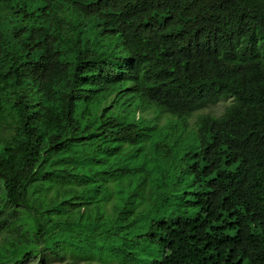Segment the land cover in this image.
Wrapping results in <instances>:
<instances>
[{"label": "trees", "instance_id": "trees-1", "mask_svg": "<svg viewBox=\"0 0 264 264\" xmlns=\"http://www.w3.org/2000/svg\"><path fill=\"white\" fill-rule=\"evenodd\" d=\"M0 190V264H264V0H0Z\"/></svg>", "mask_w": 264, "mask_h": 264}, {"label": "rangeland", "instance_id": "rangeland-1", "mask_svg": "<svg viewBox=\"0 0 264 264\" xmlns=\"http://www.w3.org/2000/svg\"><path fill=\"white\" fill-rule=\"evenodd\" d=\"M231 103V100L228 101H222L216 106H211L210 108L204 110L201 113L194 114L192 118L187 119L185 122H182L179 124L177 129L174 131V136H171L172 138H168V142L166 145H164L161 150L157 153L153 149L149 152L148 156L146 155V152L143 151L140 153L139 160L140 162L144 163L147 162V165L145 164L144 167L150 169V166H162L168 171L169 175H172L175 180L178 183L177 189L181 193L190 192V194L187 196L188 198H193L192 193L195 192V185L192 184V178L187 173H184V169L188 167L190 163H193L195 161V158H188L186 156L187 153L193 152L196 150L197 146V140H196V125L192 126L196 120L198 119V116L200 114L206 113V114H213V115H220L223 113L225 107ZM163 123V122H162ZM169 131V130H166ZM175 141H177L175 143ZM153 157V158H152ZM152 159V160H151ZM137 160V159H136ZM166 173V172H164ZM145 172H139L137 173L133 179L137 180L138 178L142 176H146ZM163 173H151L149 172V175L147 177V183H146V190H151L154 188V179L156 177H162ZM128 179V178H127ZM170 180V181H175ZM2 194V191L0 190V196ZM186 215L194 216L197 212V208L194 206H187L185 207ZM144 229L141 227L139 231L135 234V243L140 245L141 239L140 236L143 234ZM147 258L148 261H152L154 259H160L163 255V250L158 249L156 247H150L147 250ZM38 259L31 260L28 264H37ZM51 264H58L57 262L51 263ZM62 264H73L71 259H68V261H65ZM75 264H85V262L77 261Z\"/></svg>", "mask_w": 264, "mask_h": 264}]
</instances>
